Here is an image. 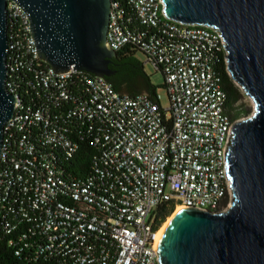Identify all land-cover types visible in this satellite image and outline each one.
Returning <instances> with one entry per match:
<instances>
[{"label": "built area", "instance_id": "built-area-1", "mask_svg": "<svg viewBox=\"0 0 264 264\" xmlns=\"http://www.w3.org/2000/svg\"><path fill=\"white\" fill-rule=\"evenodd\" d=\"M7 18L6 87L16 102L3 128L0 235L10 244L57 264H160L161 207L230 205L237 104L228 109L215 68L221 54L226 62L220 32L167 17L163 0H111L106 43L143 52L163 74V107L159 94H122L104 76L54 73L14 0ZM86 140L89 173L75 177L68 161Z\"/></svg>", "mask_w": 264, "mask_h": 264}, {"label": "water", "instance_id": "water-1", "mask_svg": "<svg viewBox=\"0 0 264 264\" xmlns=\"http://www.w3.org/2000/svg\"><path fill=\"white\" fill-rule=\"evenodd\" d=\"M7 1L0 0V156L16 98L6 87ZM27 14L37 54L54 73H114L106 43L111 0H14ZM167 17L221 33L232 80L254 102L226 145L232 200L217 210L184 208L159 237L160 264H264V0H163Z\"/></svg>", "mask_w": 264, "mask_h": 264}, {"label": "trees", "instance_id": "trees-1", "mask_svg": "<svg viewBox=\"0 0 264 264\" xmlns=\"http://www.w3.org/2000/svg\"><path fill=\"white\" fill-rule=\"evenodd\" d=\"M137 52V50L129 47L117 51L110 62V67L114 70V73L107 79L122 94L133 96L146 93L154 99L158 94L157 86L152 83L150 77L146 74L143 63L136 58L135 54ZM215 68L221 75L223 88L228 95V109L234 110L235 105L242 98V91L228 73L224 54H221L215 60ZM163 86L166 87V84L164 83ZM232 115L236 119L238 110L235 109ZM94 152L95 148L90 141L82 142L80 150L68 161L69 170L75 177L89 173L91 157ZM174 210V207L167 210H163V207L160 208L162 219L159 221L158 227L166 221ZM21 247L23 248L21 253L17 254V250ZM33 252L34 248L25 246L24 242L10 244L7 237L0 235V264H57V262L44 257L35 258Z\"/></svg>", "mask_w": 264, "mask_h": 264}, {"label": "rangeland", "instance_id": "rangeland-1", "mask_svg": "<svg viewBox=\"0 0 264 264\" xmlns=\"http://www.w3.org/2000/svg\"><path fill=\"white\" fill-rule=\"evenodd\" d=\"M135 56L140 62L143 63L146 74L150 77L152 83L157 86V93L161 97V105L163 107H169L170 100H169L168 91L166 87L163 86L165 82V78L163 74L160 71L156 70L155 67L150 62L147 61L146 56L143 52L138 51L135 54ZM241 91H242V98L237 103L238 116L236 117V119L244 118L245 116H249L254 112V104L252 98L248 96L242 89Z\"/></svg>", "mask_w": 264, "mask_h": 264}, {"label": "bare ground", "instance_id": "bare-ground-1", "mask_svg": "<svg viewBox=\"0 0 264 264\" xmlns=\"http://www.w3.org/2000/svg\"><path fill=\"white\" fill-rule=\"evenodd\" d=\"M253 104H254V102H253ZM182 209H184L183 206H177V207L175 208L173 214H172V215L167 219V221H166L164 224H162V226L159 228V230H158V232H157V235H156V246L158 245L159 237H160V235L162 234V232H163V230L165 229V227L168 225V223L171 221V219L177 214V212H178L179 210H182Z\"/></svg>", "mask_w": 264, "mask_h": 264}]
</instances>
